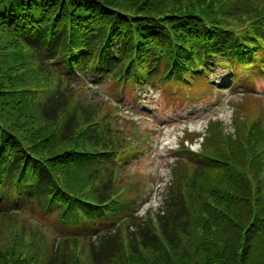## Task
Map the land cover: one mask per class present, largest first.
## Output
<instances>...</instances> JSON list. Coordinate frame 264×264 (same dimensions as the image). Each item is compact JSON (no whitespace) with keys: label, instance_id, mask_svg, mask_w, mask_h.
Segmentation results:
<instances>
[{"label":"trees","instance_id":"trees-1","mask_svg":"<svg viewBox=\"0 0 264 264\" xmlns=\"http://www.w3.org/2000/svg\"><path fill=\"white\" fill-rule=\"evenodd\" d=\"M223 59L264 68V0H0V264H264V102L174 152L154 220L124 185L135 125L103 91L148 72L178 106L225 89Z\"/></svg>","mask_w":264,"mask_h":264},{"label":"rangeland","instance_id":"rangeland-1","mask_svg":"<svg viewBox=\"0 0 264 264\" xmlns=\"http://www.w3.org/2000/svg\"><path fill=\"white\" fill-rule=\"evenodd\" d=\"M229 72V71H228ZM245 77H248V74H244ZM91 79V78H90ZM97 78H92L91 81H95ZM222 79V77L219 79ZM89 80V77H87ZM218 80V79H217ZM250 79L247 83H251ZM253 85L256 88L257 92H260L264 95V76L259 80H253ZM244 82L240 83L237 90L242 89ZM106 90V88L104 87ZM146 87L140 89L139 95L144 94ZM92 91L88 90L90 94ZM255 92V93H257ZM106 95L113 97L111 90L104 91ZM154 96L158 97V93H155ZM153 98V96H151ZM218 98H213L210 103L194 101L193 105H178L176 107H169L164 109L162 104L156 107V102L152 100V106L159 108L157 111L158 117L153 120L145 121L143 119V114L149 108L146 104H149V101H136L135 104H130V98H125V101L119 103L120 105H131V109L135 110L134 115L138 120H140L137 130L141 133L148 131V134H151V141L153 142V147L151 149L145 150L141 157L135 158L138 159L132 162L127 170L123 172V178L130 179L136 185L137 190L140 188V194L142 198H147L152 192L155 191L156 185L159 186L171 180V165L173 159L166 158L165 147L172 148L177 145V137L182 134V129L185 125H188L191 129L203 130L205 128V116L209 113L219 114L218 116L226 119L229 123L231 120L232 107L231 104L235 102L236 98L230 95L229 93H224L223 95L217 96ZM163 100L162 96L158 97ZM207 103V104H206ZM208 106H205V105ZM150 105V104H149ZM163 110L162 113L160 112ZM148 111V110H147ZM139 115L141 117H139ZM153 113L150 112L149 117H152ZM155 125L165 126L163 134L159 133L158 139V127L151 131ZM145 135V134H144ZM198 143V142H197ZM154 150V151H150ZM163 181V182H162ZM162 182V183H161ZM157 201L153 197L150 201V204L154 205ZM163 207V206H162ZM143 209V208H142ZM141 209V210H142Z\"/></svg>","mask_w":264,"mask_h":264}]
</instances>
